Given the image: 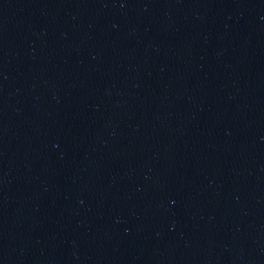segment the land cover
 <instances>
[{
	"label": "water",
	"instance_id": "95a60500",
	"mask_svg": "<svg viewBox=\"0 0 264 264\" xmlns=\"http://www.w3.org/2000/svg\"><path fill=\"white\" fill-rule=\"evenodd\" d=\"M264 0H0V201L104 110Z\"/></svg>",
	"mask_w": 264,
	"mask_h": 264
}]
</instances>
